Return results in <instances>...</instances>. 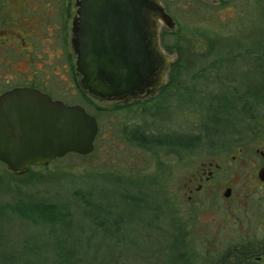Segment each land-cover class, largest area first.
<instances>
[{"label": "rangeland", "instance_id": "374dc122", "mask_svg": "<svg viewBox=\"0 0 264 264\" xmlns=\"http://www.w3.org/2000/svg\"><path fill=\"white\" fill-rule=\"evenodd\" d=\"M164 7L176 24L169 28L162 21L159 43L179 64L164 90H185L187 96L176 103L172 94L156 95V105L166 109L154 119L151 113L159 109L152 111L151 105L116 108L81 87L74 97L55 90L61 101L96 118L95 150L88 156L68 154L21 175L0 163V264H168L165 229L171 219L182 223L194 217L179 189L202 162L220 165L218 183L238 180V189H252L249 179L264 162L257 152H264V0H164ZM140 121L149 131L185 130L208 141L186 159L166 150L155 159L123 134L124 127L130 130ZM219 139V146H209ZM36 203L62 208L61 224L53 228L27 218L25 209ZM192 222L187 227L191 261L204 264L212 243L199 241L200 222L195 217Z\"/></svg>", "mask_w": 264, "mask_h": 264}, {"label": "flooded vegetation", "instance_id": "af4514ba", "mask_svg": "<svg viewBox=\"0 0 264 264\" xmlns=\"http://www.w3.org/2000/svg\"><path fill=\"white\" fill-rule=\"evenodd\" d=\"M77 1L0 0V96L19 88L37 90L57 101L61 99L56 97L58 95L55 90L64 97L65 95L74 97L77 94L80 76L76 65L77 56L72 47V28L77 15ZM159 1L164 6V0ZM156 19L160 23L158 31L160 39L162 20L159 17ZM166 36L165 33L162 34V46ZM159 46L164 55L170 57V62L166 65L164 83L152 94L123 100H104L105 103L114 104L116 108L132 104L138 108L151 105L152 111L159 109V112L151 113L150 117L155 119L166 109L163 105H156L159 100L155 99L156 95L172 94L174 99H178L176 103L183 101L187 96L185 90L163 89L168 82H174L173 74L169 73L179 64L178 60L174 62L172 55L175 54L167 52L160 43ZM180 66L183 68V65ZM63 102L70 105L66 101ZM187 105L188 98L184 100L183 108ZM176 107L179 108L177 105ZM231 107L229 106V110L232 111ZM107 109L109 111L111 107ZM141 113L142 110L139 111V115ZM135 124L130 130L127 126L122 129L124 136L127 140L132 142L134 140L137 147L151 151L155 159L159 157V151L164 150L170 157L186 159L191 154V149H200L208 141L193 138L185 130L179 133L171 131L163 135L159 129L157 132L149 131L151 128L148 125L149 129L144 128L141 121ZM220 144L219 139L210 141L209 146L216 148V145ZM217 151L211 150L210 154H218ZM257 152L264 158V152ZM219 167L214 160L202 162L200 169L188 175L179 189L180 193L184 192L187 199L183 201L184 205L190 207L187 210L200 222L199 241L212 243L211 255L203 263L264 264V181L259 177L264 162L256 167L253 178L249 179L253 183L250 192L245 191L250 185H245L241 189L235 187L238 180L232 182V185L218 183L214 178L218 175ZM160 211L157 212L154 221L156 230L160 228L162 219L158 217ZM194 217L189 216L182 223H174L173 219L169 221V227L165 229L168 230L165 236L171 243L168 247L170 249L168 264H195L193 260L191 261L195 254L191 250L187 230L188 226L194 225L192 222Z\"/></svg>", "mask_w": 264, "mask_h": 264}, {"label": "water", "instance_id": "95a60500", "mask_svg": "<svg viewBox=\"0 0 264 264\" xmlns=\"http://www.w3.org/2000/svg\"><path fill=\"white\" fill-rule=\"evenodd\" d=\"M72 46L82 89L99 100L153 93L170 57L158 45L159 17L173 27L159 0H78ZM98 123L80 105L19 88L0 96V162L13 173L69 153L94 150ZM264 181V168L259 172Z\"/></svg>", "mask_w": 264, "mask_h": 264}, {"label": "trees", "instance_id": "16d2710c", "mask_svg": "<svg viewBox=\"0 0 264 264\" xmlns=\"http://www.w3.org/2000/svg\"><path fill=\"white\" fill-rule=\"evenodd\" d=\"M169 86L170 85L164 86L163 89L169 88ZM61 210L62 208L56 205L54 206V205H49V204H44V203H36V204L30 205L29 210L25 209L26 211L25 216L29 219L31 217L33 219H36L39 222L46 223L49 226L54 228V227H58L59 224H61ZM64 226L68 227V224H64Z\"/></svg>", "mask_w": 264, "mask_h": 264}]
</instances>
